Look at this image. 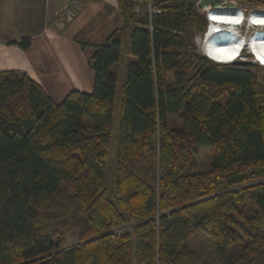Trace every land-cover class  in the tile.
Here are the masks:
<instances>
[{
	"label": "trees",
	"instance_id": "obj_1",
	"mask_svg": "<svg viewBox=\"0 0 264 264\" xmlns=\"http://www.w3.org/2000/svg\"><path fill=\"white\" fill-rule=\"evenodd\" d=\"M148 1L118 0L124 26L94 48L91 93L57 103L27 74L0 72V264H209L186 243L198 231L218 264H264V83L252 65L197 51L207 19L194 0L155 1L136 20ZM83 213L78 242L63 248L55 237Z\"/></svg>",
	"mask_w": 264,
	"mask_h": 264
},
{
	"label": "crops",
	"instance_id": "obj_2",
	"mask_svg": "<svg viewBox=\"0 0 264 264\" xmlns=\"http://www.w3.org/2000/svg\"><path fill=\"white\" fill-rule=\"evenodd\" d=\"M72 1L0 0V72L27 74L57 103L74 90L93 91L95 71L89 61L94 48L124 26L118 0H83L70 20L55 24L56 13ZM129 33L113 67L118 77L133 58ZM24 38L31 39L26 49L19 45Z\"/></svg>",
	"mask_w": 264,
	"mask_h": 264
},
{
	"label": "rangeland",
	"instance_id": "obj_3",
	"mask_svg": "<svg viewBox=\"0 0 264 264\" xmlns=\"http://www.w3.org/2000/svg\"><path fill=\"white\" fill-rule=\"evenodd\" d=\"M155 1L159 0H149L147 5H143L142 3H138L135 7V11L137 13L136 20L139 17H142L145 13L151 11ZM229 2L235 3V6H229L228 9H235L240 8L245 11L246 14H250L253 11H264V0H227ZM197 11L199 14L204 15L207 19L206 25L202 29H198L195 31L193 36V43L199 53L204 54L203 43L206 38V33L208 29V20L210 16L209 9H203L198 6L197 3ZM240 30L241 34L249 36L254 31L258 30L259 27L249 25L247 23L237 27ZM264 28H261V30ZM254 51L255 54L252 52ZM242 60H251L254 61L252 65L254 70H257L258 77L264 83V62H262V56L260 53L256 52L255 50L246 48L243 51V55L241 57ZM125 73H121L119 75V88L117 93V100H116V110H115V120H114V127H113V134L111 139V148H110V155L107 167V187L109 193L112 190V181L114 177L115 171V153L118 144V133H119V107L122 102L123 98V83H124ZM196 160L199 163V169H206L209 167L211 162V149L205 148L203 149L197 156ZM87 214L83 213L79 216V218L72 224L71 227L64 230L61 235L55 237V241H60L61 246L63 248L70 247L78 242V235L80 229L86 220ZM187 245L194 249L195 251L199 252L209 264H218V260L214 254V242L208 234L198 231L194 235H192L187 240Z\"/></svg>",
	"mask_w": 264,
	"mask_h": 264
},
{
	"label": "bare ground",
	"instance_id": "obj_4",
	"mask_svg": "<svg viewBox=\"0 0 264 264\" xmlns=\"http://www.w3.org/2000/svg\"><path fill=\"white\" fill-rule=\"evenodd\" d=\"M210 10V33L211 39L204 40L203 49L205 53L218 62H230L241 59L243 51L246 48L255 50L262 56L264 62V11H253L246 14L243 9L235 8L226 11L222 8ZM236 21V22H233ZM249 24L259 27L249 36L240 33L237 28L243 24ZM216 31H220L221 41L224 43L215 44L213 39L216 38Z\"/></svg>",
	"mask_w": 264,
	"mask_h": 264
},
{
	"label": "water",
	"instance_id": "obj_5",
	"mask_svg": "<svg viewBox=\"0 0 264 264\" xmlns=\"http://www.w3.org/2000/svg\"><path fill=\"white\" fill-rule=\"evenodd\" d=\"M194 2L198 3V6L203 8V9H212V10H216L217 8H222V7L229 8V6H235V3L229 2L227 0H194ZM225 10L228 11L229 9H225ZM210 30H211L210 29V21L208 20V29H207V33H206L207 39H211L210 33L213 31H210ZM219 35H220V31H216V38L213 39V43H215V44L224 43V41H221L220 38H218ZM260 38H264V36L260 37ZM252 52L255 54L254 51H252ZM204 55L206 57H210L208 55V53H204ZM210 59L217 64H223V65H236V66L247 65L248 66V65L254 64V61H251V60L236 59V60H232L230 62H218V61H215L214 59H212L211 57H210Z\"/></svg>",
	"mask_w": 264,
	"mask_h": 264
},
{
	"label": "built area",
	"instance_id": "obj_6",
	"mask_svg": "<svg viewBox=\"0 0 264 264\" xmlns=\"http://www.w3.org/2000/svg\"><path fill=\"white\" fill-rule=\"evenodd\" d=\"M83 0H73L71 3L66 4L61 10H59L54 18V23L58 25H63L66 21L70 20L77 12ZM222 9H228L222 7ZM210 59V57H208ZM211 60V59H210ZM132 223L124 225L122 230L130 231ZM119 231V230H118ZM121 231V230H120Z\"/></svg>",
	"mask_w": 264,
	"mask_h": 264
},
{
	"label": "snow or ice",
	"instance_id": "obj_7",
	"mask_svg": "<svg viewBox=\"0 0 264 264\" xmlns=\"http://www.w3.org/2000/svg\"><path fill=\"white\" fill-rule=\"evenodd\" d=\"M233 22H236V21H233Z\"/></svg>",
	"mask_w": 264,
	"mask_h": 264
}]
</instances>
